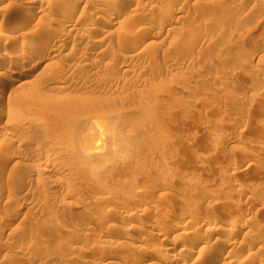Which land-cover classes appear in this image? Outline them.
<instances>
[{
	"label": "rangeland",
	"instance_id": "1",
	"mask_svg": "<svg viewBox=\"0 0 264 264\" xmlns=\"http://www.w3.org/2000/svg\"><path fill=\"white\" fill-rule=\"evenodd\" d=\"M0 1V264H264V0Z\"/></svg>",
	"mask_w": 264,
	"mask_h": 264
},
{
	"label": "bare ground",
	"instance_id": "2",
	"mask_svg": "<svg viewBox=\"0 0 264 264\" xmlns=\"http://www.w3.org/2000/svg\"><path fill=\"white\" fill-rule=\"evenodd\" d=\"M5 1H7V0H5ZM45 1V0H44ZM54 1V0H53ZM52 1V2H53ZM57 1V0H56ZM86 1V0H85ZM99 1V0H98ZM97 1V2H98ZM105 2V0H100V2ZM1 2V1H0ZM3 2V1H2ZM50 2V1H49ZM50 3V4H53V3ZM55 2V1H54ZM60 4H62L63 2L61 1V0H59L58 1ZM58 2H57V4H58ZM78 2H80V0H76L75 2H74V4L73 5H70V7L72 8V7H74V6H76L77 5V3ZM88 2V1H87ZM89 2H91V1H89ZM88 2V3H89ZM131 2V0H116L113 4H115V6H117V5H121V6H125L126 4H129ZM43 3H45V2H43ZM42 3V4H43ZM47 3V2H46ZM86 3V2H85ZM99 3V2H98ZM107 3V2H106ZM23 4V3H22ZM33 4V3H32ZM38 4H40V3H38ZM57 4H56V6H57ZM64 4V3H63ZM62 4V5H63ZM72 4V3H71ZM67 5V4H66ZM40 6V5H39ZM44 6V5H43ZM47 6H48V4H47ZM50 6V5H49ZM48 6V7H49ZM114 6V5H113ZM114 6V7H115ZM70 7H68V8H66L63 12H62V15L60 16L61 18H63V17H66V15H67V11H68V9L70 8ZM84 7V6H83ZM42 8V7H41ZM62 8V7H61ZM70 8V9H71ZM20 9V8H19ZM28 9V8H27ZM45 9H46V5H45ZM82 9V8H81ZM86 9V8H85ZM162 9V8H161ZM22 10V9H21ZM41 11H42V9H41ZM20 12H22V11H20ZM72 12V11H71ZM24 13V12H23ZM74 13V12H73ZM45 14V13H44ZM43 14V15H44ZM47 14V13H46ZM49 14V13H48ZM55 14V13H54ZM82 14V13H81ZM24 15V14H23ZM50 15V14H49ZM83 15V14H82ZM86 15V14H85ZM40 16V15H39ZM45 16V15H44ZM79 16V15H78ZM23 17V16H22ZM43 17V16H42ZM58 17V16H57ZM38 18V17H37ZM40 18V17H39ZM78 19H79V17H78ZM124 19V18H123ZM102 20V19H101ZM78 21V20H77ZM84 21V20H83ZM125 21V20H124ZM69 22V21H68ZM165 22V21H164ZM75 23H76V21H75ZM3 24V23H2ZM64 23L62 22V23H60V21H59V23H57V28L58 29H65L66 27L63 25ZM67 24V23H66ZM12 27V26H11ZM15 27H17V26H15ZM20 27H22V26H20ZM65 27V28H64ZM74 29V28H73ZM144 29V28H143ZM72 30V29H71ZM71 30H70V32H71ZM48 32V31H47ZM33 34V33H32ZM58 34V33H57ZM53 34L52 35H50V32H49V34H46V39L47 40H51L53 37ZM80 36V35H79ZM128 36V35H127ZM3 37V36H2ZM22 37H25V35L24 36H22ZM27 37V36H26ZM77 37V36H76ZM44 38H45V36H44ZM131 38V37H130ZM23 39V38H22ZM25 39V38H24ZM23 39V40H24ZM27 40V42L25 41H23L24 43H23V45H21L22 47H23V50H22V58L23 59H26L29 55H30V51H32V50H34L33 49V47H34V45H35V41H34V37H32V36H28L27 38H26ZM46 40V41H47ZM22 41L20 42L21 44H22ZM61 46V45H60ZM58 47H59V45H58ZM41 50V53L39 54L40 55V57H41V59L43 60V59H46V57L44 58V55H46V53L49 51L47 48H45L44 46L40 49ZM5 51V50H4ZM10 51V50H9ZM51 52V51H50ZM35 53V52H34ZM2 54H3V51H2ZM5 54H6V52L4 53V55H2V57H4L5 56ZM8 54V53H7ZM10 55V54H9ZM21 55V54H20ZM33 55V54H32ZM53 56V55H52ZM65 56V55H64ZM7 58L9 57V56H6ZM20 57V56H19ZM30 57V56H29ZM38 57V56H37ZM66 57V56H65ZM23 59H22V61H23ZM40 59V60H41ZM80 59V58H79ZM131 59V58H130ZM129 59V61L128 62H130L131 60ZM21 60V59H20ZM19 61V60H18ZM27 61H29V60H27ZM26 61V62H27ZM44 61V60H43ZM24 62H25V60H24ZM25 62V63H26ZM21 63V62H20ZM40 63V62H39ZM43 63V62H42ZM36 65V64H35ZM45 67V66H44ZM43 67V68H44ZM24 69V68H23ZM25 70L27 71V70H29L28 72H25ZM25 70H23L24 72H18L15 76H6V79L4 80V82L2 83V86H1V84H0V86L2 87V90L4 89V88H6L8 85H14V84H16V83H19L18 85H16V86H19V87H21L22 85L23 86H25L24 84L25 83H27V81H25L26 80V77H27V73L28 74H30L31 73V71L30 70H32V68L31 69H25ZM21 71V70H20ZM126 72V71H125ZM54 82V81H53ZM66 82V81H65ZM55 84H56V82H54ZM60 84V83H59ZM58 84V85H59ZM28 85V84H27ZM16 86H14L13 87V89L14 88H16ZM21 87L22 89L24 88V87ZM11 88V87H10ZM21 88H18L17 87V89H15L17 92H18V89H20L21 90ZM55 88V87H54ZM57 89V88H56ZM0 90H1V88H0ZM1 90V91H2ZM5 90V89H4ZM14 90V91H15ZM15 91V92H16ZM89 124L92 126V125H94L95 123H96V121H95V118H92V119H89ZM13 129V128H12ZM263 129V128H262ZM15 134V133H14ZM13 135V134H12ZM11 135V136H12ZM16 138V137H15ZM227 140V139H226ZM12 142H13V139L11 140ZM35 141V140H34ZM84 141H85V143H87L88 145H91V146H94L95 147V149H98V147L102 144V142H103V135L100 133V132H97L96 134L95 133H89L88 135H86V137L84 138ZM225 141V139H224V137L222 136V135H215L213 138H212V144L214 145H216L217 146V144H221V143H223ZM41 143V142H40ZM40 143H36L35 144V149L33 148V152H32V154L30 155L31 156V159L33 160V162H35V161H37L38 163L39 162H42V163H45V164H51V165H55L56 163H57V160L54 158V157H50V158H48V157H46V156H44V155H42V153L40 152L41 151V147L43 146V144H42V146H41V144ZM20 144H22V142H20ZM47 147V146H46ZM48 147H50V146H48ZM47 147V148H48ZM45 148V147H44ZM46 148V149H47ZM32 150V149H31ZM31 160V161H32ZM30 161V160H29ZM56 166V165H55ZM52 168V167H51ZM54 169V168H53ZM36 170V169H35ZM36 171H38V172H45V170H43V168L42 169H37ZM47 171V170H46ZM64 188V187H63ZM63 190H65V188L63 189ZM66 191V190H65ZM238 191V190H237ZM236 192V191H235ZM239 195H240V193H239ZM167 196V195H166ZM93 207V206H92ZM91 206H90V208H92ZM89 208V207H88ZM89 208V209H90ZM90 211V210H89ZM167 212V211H166ZM163 213H165V212H163ZM238 214V213H237ZM164 215V214H163ZM84 216V215H83ZM132 216H134V215H132ZM128 217H129V215H128ZM135 217V216H134ZM245 217V216H244ZM162 218V217H161ZM165 218V217H164ZM43 220V219H42ZM42 220H41V223L40 224H38V226H37V228L38 229H42L43 231H44V229L46 230L47 229V227L49 228V224L45 221H43L42 222ZM165 220H167V219H165ZM210 220H212V219H210ZM183 221V220H182ZM201 221H202V223L205 225V226H207V227H214V225H213V221H208V219L206 220V218L205 219H201ZM246 221V220H245ZM49 222V221H48ZM79 222V221H78ZM163 222H165L164 220H163ZM151 223V222H150ZM162 223V222H161ZM186 223V222H185ZM191 223V222H190ZM182 225V224H181ZM202 225V224H201ZM52 226V225H51ZM152 226V225H151ZM54 227V226H53ZM74 228V227H73ZM187 228V227H186ZM50 229V228H49ZM236 229V228H235ZM223 230V229H222ZM225 230V229H224ZM229 230V229H228ZM74 231V230H73ZM73 231H71V232H73ZM79 231V230H78ZM213 231H216V232H218L219 231V229L217 228V227H215V229H213ZM41 232V231H40ZM90 232V231H89ZM171 232V231H170ZM236 232V231H235ZM79 233V232H78ZM166 233V232H165ZM77 234V233H76ZM231 236L234 234L233 232L232 233H229ZM206 235V234H205ZM229 235V236H230ZM168 236V235H167ZM230 236V237H231ZM205 237V236H204ZM61 238V237H60ZM206 238V237H205ZM237 238V237H236ZM62 243H63V240L61 239L60 240ZM65 241V240H64ZM67 241V240H66ZM184 241V240H183ZM182 241V242H183ZM225 241V240H224ZM103 242V241H102ZM122 242V241H121ZM121 242H120V244L119 245H122L121 244ZM200 242V241H199ZM101 243V242H100ZM224 243V242H223ZM199 244V243H198ZM124 245V244H123ZM122 245V246H123ZM126 245V244H125ZM200 245H201V242H200ZM235 242L234 241H232L231 243H229V244H226V242H225V245L222 247V248H229L230 247V249L231 248H234L235 246ZM244 245V244H243ZM194 246H196V245H194ZM234 246V247H233ZM245 246V245H244ZM120 247V246H119ZM136 247H137V245H136ZM140 246H138V248H139ZM258 248V247H257ZM229 249V250H230ZM139 250V249H138ZM141 250V249H140ZM246 250H251L252 252H250V251H248L247 252V254L246 255H244V256H242L238 261H237V264H256V262H255V259L254 258H256V257H254V256H256L257 255V253L259 254V252L261 251V250H263V248H259L258 250H254L253 251V249H251V247L249 246L248 248H246ZM145 251V250H144ZM172 251H174V247L173 246H167V247H165L164 248V252L165 253H157V252H154L153 254H152V256H149L148 255V258H150L151 257V259H155V260H158V261H162V264L164 263V264H178L179 262H181V261H174V263H173V260H168V259H164V258H166L165 257V255L166 256H168L167 254H169L170 252H172ZM221 251H223V250H221ZM218 252H219V250H218ZM16 253H17V251H16ZM20 253V252H19ZM19 253H18V255H19ZM22 253V252H21ZM229 253H230V251H227V252H223L222 254H221V252L219 253V254H221V256H219L218 255V253H216V255L214 256L215 258L216 257H221V258H223V259H227L229 256ZM262 253V252H261ZM145 255V254H144ZM143 257V256H142ZM146 258V257H145ZM215 258H210L211 260H208L207 262L208 263H206V264H213V263H215ZM140 259V258H139ZM185 259V258H184ZM176 260V259H175ZM187 260V259H186ZM202 260V259H201ZM140 261V260H139ZM150 261V260H149ZM198 261V260H197ZM217 261V260H216ZM141 262V261H140ZM257 262H258V260H257ZM150 264V263H149ZM153 264H155L154 262H153ZM157 264V263H156ZM179 264H182V262L181 263H179ZM230 264V263H229Z\"/></svg>",
	"mask_w": 264,
	"mask_h": 264
}]
</instances>
